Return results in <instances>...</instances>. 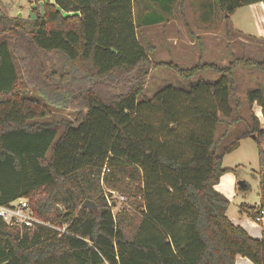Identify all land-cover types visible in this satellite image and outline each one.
<instances>
[{
	"label": "trees",
	"instance_id": "16d2710c",
	"mask_svg": "<svg viewBox=\"0 0 264 264\" xmlns=\"http://www.w3.org/2000/svg\"><path fill=\"white\" fill-rule=\"evenodd\" d=\"M186 2L218 13L227 35L239 7L264 4L53 0L41 12L35 7L32 18L0 10V205L26 197L46 222L9 228L0 218V264H235L238 255L264 264V238L234 224L228 198L215 189L228 170L224 154L250 137L259 148L264 208V129L252 113L221 151L214 136L217 123L240 107L235 68H264V59L190 68L153 63V45L141 41L138 28L168 21ZM15 59L43 103L27 96ZM163 65L183 78L202 68L218 77L188 88L167 84L138 100L148 69ZM246 95L264 118L263 91ZM47 105L78 111L61 131L30 122L48 116ZM102 184L131 197L132 209L114 213L117 201L108 202ZM84 201L96 208L82 207ZM249 212L254 219L259 210Z\"/></svg>",
	"mask_w": 264,
	"mask_h": 264
},
{
	"label": "rangeland",
	"instance_id": "374dc122",
	"mask_svg": "<svg viewBox=\"0 0 264 264\" xmlns=\"http://www.w3.org/2000/svg\"><path fill=\"white\" fill-rule=\"evenodd\" d=\"M52 2L53 0H0V10L9 16H17L23 18H32L35 16L34 8L38 7L40 12L42 11V4L45 2ZM240 10L237 12V14ZM65 13V12H64ZM220 15L217 20H213L211 25L215 27H223V24L219 21ZM246 25L252 24L253 20L250 17H243ZM184 21V23H183ZM176 19L175 22L158 26H149L138 28V33L141 41L144 43L145 38L154 45L153 51L150 53V58L154 62L173 63L180 68H190L197 64L207 63L208 60L202 55V46H209L211 48L210 55L214 57V63L220 66L228 64L234 58L251 59L255 61L263 60L259 56V51L246 49H238L236 45L247 43L246 40H241L237 35H231L223 33V29L220 32L218 38L209 39L201 36L196 39V33L198 23L196 17H192L191 13L186 9L184 20ZM188 21V22H187ZM187 22V23H186ZM197 25L194 28V24ZM185 24V26H183ZM219 28V29H220ZM192 29V30H190ZM170 38V40H167ZM175 42V44H174ZM264 44V43H263ZM217 50V52H216ZM233 52L236 54L234 55ZM259 58L257 60L256 58ZM18 67L20 79L23 82V86L27 89V96L37 99L40 102H44L43 99L36 94L35 90L31 89L25 84V79L21 72V66L18 59H15ZM257 70H264L256 66H243L239 65L234 70L233 89L237 96L240 107L234 111L230 118H223L222 121L218 122L215 128L214 136L217 140L216 148L221 151L225 146L235 141L239 134L246 129L245 119L250 118V114L247 110H244V104L247 105V92L252 89L259 87L257 84H261L259 77L255 74ZM252 72L254 75L250 76ZM239 74L243 75L240 76ZM218 77V74L210 68H202L195 72L189 78H183L179 76L172 68L167 65L150 67L148 69L147 82L138 94L137 99L140 100L143 97H151L155 92L161 89L167 84L174 85L180 88H188L199 79L213 81ZM261 77V76H260ZM50 114L46 117L35 118L30 122H36L37 124H52L62 130L67 121H73L76 117L77 111L74 109H65L55 106L47 105ZM246 112V113H245ZM228 124V122H230ZM227 130V134L224 137L220 135ZM264 150V145H262ZM258 145L255 141L250 138H242L239 140V144L236 149L231 152H226L223 156L222 166L228 168L222 181H227L230 176L235 177L234 185L227 184L226 194L230 196V200L227 215L232 218H239V220L250 219L249 211L259 210L261 201L260 192V172L261 166L258 156ZM243 182L244 185H240ZM103 191L108 200L114 199L117 201L116 207L113 208V212L116 213L121 209H132L131 197H121V194L113 188L106 187L104 184ZM231 190V191H230ZM109 191H115V194H111ZM231 192V193H229ZM231 194V195H229ZM115 195H118L115 198ZM241 205L243 211H240ZM245 208V209H244ZM42 221V220H41ZM44 222V221H43ZM46 223V222H45ZM258 231L252 235L257 238H264V227L261 223H258Z\"/></svg>",
	"mask_w": 264,
	"mask_h": 264
},
{
	"label": "crops",
	"instance_id": "0c3cea01",
	"mask_svg": "<svg viewBox=\"0 0 264 264\" xmlns=\"http://www.w3.org/2000/svg\"><path fill=\"white\" fill-rule=\"evenodd\" d=\"M202 1V0H200ZM206 1V0H205ZM186 9H188V11L191 13L192 17H196L197 19V23H198V28L197 29V25H195L194 23V28L196 27L197 30H199V33H196V37L199 39V37L201 38V36L206 37L207 41L209 39H214V38H218L219 34L221 35V31L223 29V33H225L224 28L223 27H218V28H211L213 27V25L210 26V21H208V23H206L207 20H217L219 15L218 13H213V15H210V11L209 8H206L205 6H203V4H201L198 7H195L194 9H192V7L188 4V2H186V4L178 9H171V12L169 14V20L166 22H159L156 24H153L151 26H158L161 27L163 25L169 24L170 22H175L176 19H182V21L184 20L185 17V13H186ZM240 10V12L237 14V12ZM250 17L253 22L252 24H248L246 25L244 23L243 17ZM188 22V21H187ZM186 22V23H187ZM176 23V22H175ZM184 23V21H183ZM231 35H237L239 39L241 40H250L247 43H243L236 45L238 49H246L247 51L250 50H255V51H259V56L262 57L264 59V4L262 2H256V3H252L249 5H245L242 7H239L235 14L231 17ZM185 26V24L183 25ZM145 27H149V26H145ZM220 28V29H219ZM192 30V29H190ZM226 34V33H225ZM196 38V39H197ZM167 40H170V38H168ZM175 44V42H174ZM154 48V45H153ZM202 50V55L208 60L207 63H214V57L216 56H211L210 55V51L211 48L207 45L202 46L201 48ZM217 52V50H216ZM233 54L235 55L236 53L233 52ZM237 55V54H236ZM257 60H259V58H256ZM257 74L256 76L259 77L260 79V83L261 84H257L259 87V89H261L264 93V70L260 71L257 70L255 71ZM250 74V76L254 75L252 72L248 73ZM240 76L243 77V75L239 74ZM261 76V77H260ZM253 77V76H252ZM244 106V110H247L250 114V118L249 119H245L246 122V126L249 125L250 123V119H251V114L253 113L258 119H259V124L260 127L264 129V118L262 116V112H261V108L259 105H257L256 103L252 104L251 106L249 105V103H247V105H243ZM241 108V107H240ZM246 113V112H245ZM227 174L226 172H224V174L221 175L219 182L215 185V189L222 193L226 198H229L230 196H228L226 194V189H227V184L229 183L230 185H234L235 182V177L230 176L227 178V181L223 182L222 178L223 176ZM231 191V190H230ZM231 193V192H229ZM231 195V194H229ZM229 200V199H228ZM230 202V200H229ZM228 209V208H227ZM245 209V208H244ZM240 211H242L240 209ZM227 214V211H226ZM228 216V215H227ZM230 218V220L237 225H240L241 227H243L251 236H253L252 234L256 231H258V223L255 222L254 220H250L248 218L243 219V220H239V218H232L231 216H228ZM263 225V223H262ZM255 237V236H253ZM257 238V237H256ZM235 264H253L248 258L243 257L238 255L236 257V261Z\"/></svg>",
	"mask_w": 264,
	"mask_h": 264
},
{
	"label": "built area",
	"instance_id": "2783aa9c",
	"mask_svg": "<svg viewBox=\"0 0 264 264\" xmlns=\"http://www.w3.org/2000/svg\"><path fill=\"white\" fill-rule=\"evenodd\" d=\"M112 195L115 194V191H109ZM118 195H115L117 198ZM121 197H123L121 195ZM124 198V197H123ZM113 200V199H112ZM111 200H108L110 202ZM117 204V202H115ZM116 207L113 206V208ZM0 218L9 228H28L33 229L37 225H44L45 222L41 221L39 218L35 217L31 206L30 201L26 197H19L6 205H0ZM257 223H263L264 221V208L259 209L258 215L253 219Z\"/></svg>",
	"mask_w": 264,
	"mask_h": 264
},
{
	"label": "water",
	"instance_id": "95a60500",
	"mask_svg": "<svg viewBox=\"0 0 264 264\" xmlns=\"http://www.w3.org/2000/svg\"><path fill=\"white\" fill-rule=\"evenodd\" d=\"M21 14L19 13L17 16H20ZM240 185H244V183L243 182H240ZM82 207H86V208H88L90 211H93L95 208H96V206H95V204H94V202H92V201H84L83 203H82Z\"/></svg>",
	"mask_w": 264,
	"mask_h": 264
}]
</instances>
